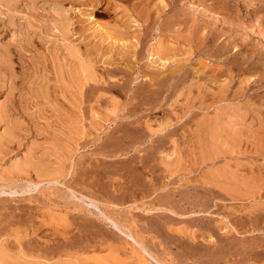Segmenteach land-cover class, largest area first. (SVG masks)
<instances>
[{
  "label": "rangeland",
  "instance_id": "rangeland-1",
  "mask_svg": "<svg viewBox=\"0 0 264 264\" xmlns=\"http://www.w3.org/2000/svg\"><path fill=\"white\" fill-rule=\"evenodd\" d=\"M35 1L0 0V61L12 72L0 69V108L16 125L2 140L0 121V251L13 264H264V187L238 198L217 184L222 159L204 157L197 136L221 105L249 107L264 133V0ZM116 27L124 44L105 37ZM72 45L102 74L78 108L55 81ZM56 142L55 178L10 171ZM261 157L241 155L242 169L264 176Z\"/></svg>",
  "mask_w": 264,
  "mask_h": 264
},
{
  "label": "bare ground",
  "instance_id": "bare-ground-1",
  "mask_svg": "<svg viewBox=\"0 0 264 264\" xmlns=\"http://www.w3.org/2000/svg\"><path fill=\"white\" fill-rule=\"evenodd\" d=\"M4 1V0H3ZM6 1V0H5ZM9 1V0H8ZM29 1V0H28ZM35 1V0H34ZM12 2H14V0H12ZM36 2V1H35ZM34 2V3H35ZM56 2V1H55ZM3 3V2H2ZM7 3V2H6ZM17 4V3H16ZM6 5V4H5ZM49 5L50 2H49ZM58 5V4H57ZM60 5V4H59ZM29 6V5H28ZM30 6L33 7V4L30 3ZM52 6V5H51ZM50 6V8H51ZM54 6V5H53ZM31 7V8H32ZM56 7V6H55ZM53 7L55 13V16L58 15L57 17H54L55 20H57V23H60V25L62 23H66L65 20V16H66V11L65 13H62L64 11H56V8L58 7ZM30 8V7H29ZM36 8V7H35ZM33 9V8H32ZM31 9V10H32ZM44 9V8H43ZM60 8H58L59 10ZM52 10V9H51ZM65 10V9H64ZM52 12V11H51ZM138 12V11H137ZM50 13V12H49ZM65 15V16H64ZM131 15V14H130ZM141 15V14H140ZM143 16V15H142ZM51 17V15H50ZM49 17V18H50ZM53 18V17H52ZM50 18V19H52ZM144 18V16H143ZM52 21H55V20ZM49 20V19H48ZM50 22V20H49ZM30 23V22H29ZM53 23V22H52ZM50 23V24H52ZM56 23V24H57ZM31 24V23H30ZM59 25V24H58ZM54 26V25H53ZM122 26V25H121ZM29 27V26H28ZM37 27V26H36ZM50 27V26H49ZM63 27V25H62ZM67 27V26H66ZM31 28V27H29ZM106 28V27H105ZM124 28V27H123ZM33 29V28H32ZM39 29V28H38ZM52 30V29H51ZM58 30V29H57ZM49 31V29H48ZM60 31V30H59ZM63 31V30H62ZM50 32V31H49ZM65 32V31H64ZM63 32V33H64ZM67 32V31H66ZM61 33V32H60ZM126 35V36H125ZM105 37L106 39H110L111 41L114 40V43H119L122 41L125 42L127 40V37L129 38V36H127V34H125V31L123 32V30H121V28L117 27L114 29V31L112 30H105ZM133 37V36H132ZM135 38V37H133ZM132 38V39H133ZM105 39V38H104ZM131 39V38H130ZM73 42V41H72ZM56 43V42H55ZM124 44V43H123ZM129 44V43H128ZM65 45V44H64ZM70 45V44H69ZM67 45V46H69ZM63 46V45H62ZM77 46V45H76ZM61 49V48H60ZM64 49H68V55L70 56L69 60L66 59L65 56V60L64 63L59 62L58 63V71H57V79L55 81L59 82V85L63 88V91L68 92L69 96L71 97V99L73 101L71 102H75L74 104L79 105L80 101H81V97L83 94V90L85 88V86L90 82H99V80L101 81V75L99 73H97L94 69V63H95V59L92 58V52L88 49H86L84 52L80 51V49L78 47H75L72 45V47L69 48H64ZM85 49V48H84ZM66 52V51H65ZM83 52V53H81ZM60 53V52H59ZM2 54V53H1ZM159 54V53H158ZM58 55V54H57ZM65 55V54H64ZM126 56V55H125ZM1 57L3 58V55H1ZM56 57V56H55ZM59 57V55H58ZM56 57V59L58 58ZM63 57V56H62ZM68 57V56H67ZM163 57V56H162ZM5 59V56H4ZM7 59L9 60V57L7 56ZM7 59H5L6 61H0V69L3 70V73L6 72H11V66H9L10 64L9 61H7ZM55 59V60H56ZM63 59V58H62ZM110 59V58H109ZM112 59V57H111ZM157 59L161 60V56H159V58L157 57ZM163 59V58H162ZM1 60V58H0ZM61 60V59H60ZM113 60V59H112ZM57 61V60H56ZM158 61V60H157ZM167 61V60H166ZM58 62V61H57ZM56 62V63H57ZM97 62V61H96ZM103 64L107 63V64H111V61L109 60H104L102 61ZM115 62V61H113ZM112 62V64H113ZM164 62V61H163ZM165 63V62H164ZM115 64V63H114ZM57 65V64H56ZM117 65V64H115ZM163 65V64H162ZM164 66V65H163ZM117 68V67H116ZM35 69V68H34ZM55 69V68H54ZM177 70V69H176ZM2 72V71H1ZM0 72V78L5 77L3 74ZM12 73V72H11ZM9 76L10 77V74ZM149 74V79L152 81V84H158L161 82L159 80L160 74H158L157 72H150ZM56 75V74H55ZM143 77H148L146 76V74H142ZM141 75V76H142ZM105 76V75H104ZM7 77V76H6ZM5 77V78H6ZM100 78L99 80L97 79ZM173 77V76H172ZM105 78V77H103ZM107 79V78H106ZM105 79V82H106ZM98 80V81H97ZM171 80V78L169 79ZM3 81V80H2ZM38 81V80H37ZM40 81V80H39ZM108 81V80H107ZM163 82L165 80H162ZM168 81V80H167ZM54 82V81H53ZM1 83V82H0ZM56 83V82H55ZM162 83V82H161ZM167 83V82H166ZM12 84V83H11ZM97 84V83H96ZM58 85V84H57ZM4 86V85H3ZM47 86V85H46ZM153 86V85H152ZM161 86V85H160ZM5 87V86H4ZM61 87H58L59 89ZM98 88V87H97ZM49 89V87H48ZM48 89L46 87H44L43 92L44 94L47 95L50 93H48ZM58 91V89H57ZM61 92V91H60ZM60 94V93H59ZM44 96V95H43ZM66 99V98H65ZM223 99V98H222ZM70 100V99H69ZM217 101V100H216ZM222 101V100H221ZM69 102V101H68ZM111 102V101H110ZM115 102V101H114ZM218 103V101L216 102ZM73 104V106H74ZM113 104V103H112ZM116 104V103H115ZM230 104V103H227ZM49 105V104H48ZM109 105V104H108ZM117 105V104H116ZM116 105H112L111 109L108 108V110L114 111L116 109ZM209 105V104H208ZM211 105V104H210ZM224 105V104H223ZM238 105V104H237ZM72 106V108H73ZM243 106V105H242ZM242 106H219L217 109L215 108V111L213 114H209V117L204 118L202 124H201V130L200 134L198 136H200L202 142H200L198 144V146L202 145V152H203V156L206 157L208 160H210L211 162H213V160L217 159V158H221L222 162L220 164V167L217 169L216 171H214V173L212 174V176L214 178L217 179L218 183H222L224 186H226L235 196L239 197H245V198H253L256 195H258V193L260 192L261 189H263L264 187V176L262 175H257L255 176L254 173H247L244 171V169H242V161L240 160V156L243 154H246L247 152H254V153H260V155L262 154L263 158V164H264V133H263V129H262V125H261V118L258 120V125L257 127H255L254 123L256 122L255 120H250L251 118V113L253 112H249L250 109L249 107L247 109H243ZM4 107V106H3ZM0 108V121H2L4 127H3V134H2V140L3 138L6 140H10L12 138H8L12 135L13 137V133L14 130H16L14 128V126L16 125H12L11 121L9 125V116H8V111L6 110V108ZM75 107V106H74ZM245 107V106H244ZM247 107V106H246ZM78 108V107H77ZM68 109V108H67ZM71 109V108H69ZM93 109V108H92ZM249 109V111H248ZM107 110V108H106ZM110 113L112 114L113 112ZM67 112V111H66ZM74 112V111H73ZM97 112V111H96ZM77 113V112H76ZM75 114H70V112L68 114H66L64 117L67 119V121H69V124H73L76 122V125L79 121V119L75 116ZM116 113V112H115ZM250 115H249V114ZM99 114V113H98ZM95 115V114H94ZM206 115V114H205ZM248 115L250 116L248 119ZM8 117V118H7ZM80 117V116H79ZM203 116H201L202 118ZM254 117V116H253ZM259 117V116H257ZM256 117V118H257ZM8 119V120H7ZM255 119V118H254ZM61 120V119H60ZM109 120V119H108ZM199 120V119H198ZM255 121V122H254ZM63 122V121H62ZM97 122V121H96ZM155 122V121H154ZM153 122V124H154ZM158 122V121H157ZM1 123V124H2ZM99 123V122H97ZM104 123V122H103ZM106 123V122H105ZM146 123V122H145ZM70 124V125H71ZM80 125V123H78ZM100 124V123H99ZM148 124V123H147ZM257 124V123H256ZM78 125V126H79ZM83 125V124H82ZM156 125V123H155ZM159 125V124H158ZM163 123L161 122V126L159 125L157 127V130H163L165 127H162ZM65 126V125H64ZM72 126V125H71ZM74 126V127H73ZM72 128L75 129L76 134L82 130L81 128L78 130L77 127H75V125L73 124ZM157 126V125H156ZM69 127V126H68ZM148 127V125H147ZM72 128H70L71 130H73ZM200 128V126L198 127ZM69 129V128H68ZM148 129V128H147ZM150 130V129H149ZM148 130V131H149ZM154 130V131H155ZM153 131V130H152ZM72 132V131H71ZM74 132V131H73ZM87 132V131H86ZM150 132V131H149ZM155 132V133H156ZM16 133V132H15ZM82 133V131H81ZM80 133V134H81ZM198 133V132H197ZM74 134V133H71ZM154 134V133H153ZM195 134V133H194ZM196 135V134H195ZM78 137V136H77ZM196 137V136H195ZM197 138V139H198ZM199 138V139H200ZM0 139V140H1ZM57 140V139H55ZM63 140V139H62ZM65 140V139H64ZM5 141V140H4ZM198 142V140H197ZM196 142V143H197ZM7 143V141H6ZM57 143V142H56ZM61 144V143H60ZM45 146V145H44ZM44 146H41L44 148ZM48 146V144H47ZM45 146L44 151L41 152L38 156V159H33V153L31 154L29 152L27 155H25V157L23 159H21L22 161H12L13 163L10 166V171L12 170L16 173H26L25 176L27 175V173L29 171H33V173H35V177L38 178L37 181H39V178H42V180L44 178H55V176L59 175L60 171H61V165L60 163L56 162V161H52V160H47L46 158V153L49 150H54L57 149L59 147L58 143L54 144L50 146ZM65 146V145H64ZM29 147V146H28ZM32 147V146H31ZM67 145L64 147L66 148ZM30 148V147H29ZM33 148V147H32ZM61 148V147H60ZM32 150V149H31ZM63 150V148L61 149ZM67 150V149H66ZM26 151V150H25ZM58 151H60L58 149ZM64 151V150H63ZM63 151H62V155H63ZM51 151H49L50 153ZM200 152V153H202ZM54 153V152H52ZM58 152H56L57 154ZM67 153V152H65ZM24 154V153H23ZM55 154V153H54ZM69 154V153H68ZM49 155V154H47ZM61 155V154H60ZM61 155V156H62ZM33 156V157H32ZM59 156V155H58ZM67 156V155H66ZM36 157V156H35ZM34 157V158H35ZM48 157V156H47ZM172 157V156H171ZM19 158V157H18ZM53 158V157H52ZM60 158V157H58ZM57 158V159H58ZM16 159V158H15ZM56 158H54L55 160ZM20 160V159H17ZM59 160V159H58ZM179 160V159H178ZM61 162V161H60ZM177 162V161H176ZM63 163V161H62ZM61 163V164H62ZM164 164V163H163ZM171 164V163H170ZM174 164V163H173ZM168 165V164H166ZM176 165V163H175ZM178 165V164H177ZM174 166V165H173ZM169 167V166H168ZM67 168V167H66ZM170 168V167H169ZM173 168V167H172ZM67 172V171H66ZM212 172V171H211ZM10 173V172H9ZM208 173H210L208 171ZM31 174V173H30ZM210 174V176H211ZM16 175V174H15ZM29 175V174H28ZM27 175V176H28ZM24 176V175H23ZM212 177V178H213ZM36 178V179H37ZM208 178V177H207ZM211 178V177H210ZM209 178V179H210ZM215 179V180H216ZM213 180V179H212ZM214 181V180H213ZM212 181V182H213ZM211 182V181H210ZM216 184V182H215ZM221 185V184H219ZM223 189V188H222ZM227 189V191H228ZM224 190V189H223ZM229 192V191H228ZM230 193V192H229ZM232 194V195H233ZM62 220V219H61ZM190 239L193 241L194 237L193 235H190ZM140 250V249H139ZM114 251V250H113ZM14 254V253H13ZM21 254V253H20ZM107 254V253H106ZM109 255V254H107ZM112 255V254H111ZM115 255H117L115 253ZM28 256V255H27ZM106 256V255H105ZM132 256V255H131ZM13 258V257H12ZM11 258V256L8 254V252L4 249L1 248L0 251V264H13V259ZM15 258V257H14ZM104 258V257H102ZM140 259V258H139ZM107 260L112 261V262H119L116 257L111 256V257H107ZM124 260V259H123ZM15 262V261H14ZM34 262V261H33ZM123 262V261H122ZM134 262V261H133ZM16 263V262H15ZM39 263V262H37ZM58 263V262H57ZM126 263V262H124ZM139 263V262H138ZM40 264V263H39ZM120 264V262L118 263Z\"/></svg>",
  "mask_w": 264,
  "mask_h": 264
}]
</instances>
